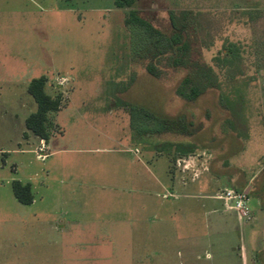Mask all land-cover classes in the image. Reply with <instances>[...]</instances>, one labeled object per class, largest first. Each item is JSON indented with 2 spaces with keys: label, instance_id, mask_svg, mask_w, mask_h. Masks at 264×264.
Here are the masks:
<instances>
[{
  "label": "rangeland",
  "instance_id": "rangeland-1",
  "mask_svg": "<svg viewBox=\"0 0 264 264\" xmlns=\"http://www.w3.org/2000/svg\"><path fill=\"white\" fill-rule=\"evenodd\" d=\"M133 9L162 36L188 14L212 66L222 47H237L243 75L223 90L243 96L245 135L228 128L218 90L179 97L187 71L167 57L159 78L148 74L152 37L125 25L130 9L0 0V264H244L241 247L245 264H264V0H137ZM40 77L63 98L47 142L25 127L37 109L28 86ZM132 104L176 131L132 127ZM14 181L31 184L32 204L17 201ZM225 189L250 193L251 221L216 198Z\"/></svg>",
  "mask_w": 264,
  "mask_h": 264
},
{
  "label": "trees",
  "instance_id": "trees-1",
  "mask_svg": "<svg viewBox=\"0 0 264 264\" xmlns=\"http://www.w3.org/2000/svg\"><path fill=\"white\" fill-rule=\"evenodd\" d=\"M136 1L114 0V5L118 9H130L125 18L126 26H139L148 36L152 37L150 38L151 41H147V48L143 46V53L152 57V62L146 67L148 74L159 78L160 71L157 62L160 58L167 57L170 67L187 71L176 89V94L183 100L192 102L207 91L218 90L220 92V105L230 113V118L226 121L228 128L239 137L245 135L243 96L239 92L227 94L223 90L225 84L231 87L236 86L243 75L237 47L233 44L222 47L217 56L213 58L214 66H212L203 61L200 51L196 49L195 31L190 28L188 14L182 13L180 19L171 18L174 29L171 34L157 35L152 32L148 23L140 17L139 12L133 9ZM200 25L199 23V27H202ZM46 83V77H40L30 82L28 93L35 101L37 109L25 121L27 131L44 142H47L49 138V114L59 111L63 101L61 94L51 96L46 93ZM129 111L131 126L136 128L148 126V135L150 136L162 134L161 131L155 130L158 125L163 126L166 130L169 129L171 132L176 131L172 129V125L170 127L166 124L162 125L158 119L154 118L152 113L137 105H129ZM182 151L184 153L193 152V147H186ZM12 189L19 203L23 205L33 203L34 196L31 184L14 181ZM248 197H250V193H248Z\"/></svg>",
  "mask_w": 264,
  "mask_h": 264
},
{
  "label": "built area",
  "instance_id": "built-area-1",
  "mask_svg": "<svg viewBox=\"0 0 264 264\" xmlns=\"http://www.w3.org/2000/svg\"><path fill=\"white\" fill-rule=\"evenodd\" d=\"M216 198L223 202L226 210L233 211L240 222L252 220V214L249 209V197L246 192L225 189Z\"/></svg>",
  "mask_w": 264,
  "mask_h": 264
},
{
  "label": "crops",
  "instance_id": "crops-1",
  "mask_svg": "<svg viewBox=\"0 0 264 264\" xmlns=\"http://www.w3.org/2000/svg\"><path fill=\"white\" fill-rule=\"evenodd\" d=\"M113 6H114V8H116L115 5H114V0H113ZM116 9H118V8H116ZM223 218H226L225 215H220V216H219V219H220V220H221V219L223 220ZM222 220H221V221H222ZM237 220H238V219H237ZM222 222H224V220H223ZM238 222H239V220H238ZM240 225H241V224H240ZM246 250H247V248H245V247H241V248H240V252H241V255H240V256H241L242 262H243L244 264L246 263Z\"/></svg>",
  "mask_w": 264,
  "mask_h": 264
},
{
  "label": "water",
  "instance_id": "water-1",
  "mask_svg": "<svg viewBox=\"0 0 264 264\" xmlns=\"http://www.w3.org/2000/svg\"><path fill=\"white\" fill-rule=\"evenodd\" d=\"M248 194V192H246Z\"/></svg>",
  "mask_w": 264,
  "mask_h": 264
}]
</instances>
